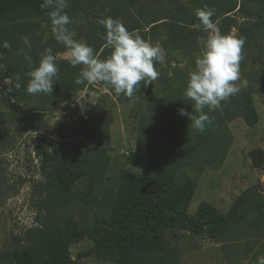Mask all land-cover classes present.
I'll use <instances>...</instances> for the list:
<instances>
[{
    "label": "rangeland",
    "instance_id": "rangeland-1",
    "mask_svg": "<svg viewBox=\"0 0 264 264\" xmlns=\"http://www.w3.org/2000/svg\"><path fill=\"white\" fill-rule=\"evenodd\" d=\"M74 3L76 11L69 28L75 33V39L82 42L78 33L85 17L111 16L131 27L139 23L145 25L160 18L163 11H173L180 6L191 11L196 20V9L215 8L213 19L220 29L219 11L233 5L234 0H198L196 6H192L190 0H74ZM198 23L192 26L199 35L195 53H166L165 62L155 64L159 72L157 80L147 87L142 84L131 100L123 94L115 95L108 85L98 82L87 85L67 103L44 115L35 126L14 124L9 126L7 134L0 131V264H14L10 258L14 237H25L29 233L34 239L45 225L56 223L63 216H73L82 229L92 228L97 218L109 215L121 172L145 175L146 153L137 146L140 124L150 123L167 131L174 129L175 133L188 119L178 115V109L192 110V103L184 99L183 92L188 75L195 67V55L206 37V33L196 27ZM46 35L53 37L51 32ZM230 35L237 38L238 31L233 28ZM66 52L67 49L59 55L60 59L68 61ZM241 57L240 78L234 82L240 91L223 101L214 112H208L213 119L210 127L227 129L233 141L229 144L225 140V132L221 144L211 154L215 162H210L202 173L188 210L190 215L195 214L203 202L226 215L243 192L264 183V171L254 169L249 158L251 151L264 148V39L245 43ZM4 73L5 68L0 66V75ZM8 85V81L0 80V92L4 93ZM248 97L253 99L258 115V124L253 128L244 120ZM8 105L7 98L0 97V111L8 112ZM187 134L183 136L185 142L189 140ZM49 142L59 150L90 153L92 160L106 158L108 166L102 184L98 182L89 189L82 181L70 197L44 192L41 161L35 157L34 147ZM224 155L226 160L221 161ZM170 156L169 160L174 162L175 156ZM64 199L67 202L62 208ZM165 238L166 249L151 264H257V258L264 256V232H239L224 240H208L178 228L169 230ZM91 248L87 240L71 248L78 264H114L93 257L78 260L81 253Z\"/></svg>",
    "mask_w": 264,
    "mask_h": 264
},
{
    "label": "trees",
    "instance_id": "trees-1",
    "mask_svg": "<svg viewBox=\"0 0 264 264\" xmlns=\"http://www.w3.org/2000/svg\"><path fill=\"white\" fill-rule=\"evenodd\" d=\"M41 3L42 0H0V66L5 68L0 80L9 82L5 92H0V97H6L9 102L8 112L0 111V131L4 134L10 125L35 126L44 115L67 103L87 86L75 83L80 68H73L68 61L60 59L65 47L53 37H47L51 24L47 10L40 8ZM197 3L198 0H190L192 6ZM75 11L74 0H69L66 12L72 20ZM219 12L222 34L228 35L235 28L237 38H243L245 43L264 39V0H234L233 5ZM99 19L83 18L78 35L82 42L95 49L100 58H104L110 54V49L104 48L98 35L103 32L97 23ZM197 22L191 11L180 6L173 11H163L160 18L145 25L139 23L127 29L137 32L146 41L160 44L169 55L172 51L191 55L197 47L199 35L192 28ZM25 36L29 38L30 48L23 42ZM5 42L10 47L5 48ZM49 47L57 56L59 67L53 93L29 95L25 91L28 84L26 73L38 67L41 53ZM17 82L21 84L19 89L15 88ZM244 120L251 128L258 124L251 97L246 102ZM174 131L156 128L150 123L140 124L137 146L146 153V173L136 176L129 171L121 172L117 196L109 215L97 218L89 229H82L73 216H63L56 223L45 225L34 239L29 233L25 237H14L10 254L12 262L78 264L71 248L87 240L92 248L81 253L78 260L93 257L114 264H151L166 249L165 235L169 230L183 229L208 240H224L239 232L263 233L264 183L243 192L226 215L206 202L200 204L195 214L188 213L203 171L210 162H215L211 154L221 144L225 132L229 144L233 137L225 128L209 126L204 132H197L189 119L181 130ZM185 134L189 139L186 142L183 141ZM34 154L41 161L44 180L41 189L56 197H70L82 181L89 189L98 182L102 184L108 166L102 156L92 160L90 153L59 150L51 142L34 147ZM170 155L175 156L174 162L169 160ZM249 158L254 169L264 171V148L251 151ZM225 160L224 155L221 161ZM66 202V199L62 201V208Z\"/></svg>",
    "mask_w": 264,
    "mask_h": 264
},
{
    "label": "clouds",
    "instance_id": "clouds-1",
    "mask_svg": "<svg viewBox=\"0 0 264 264\" xmlns=\"http://www.w3.org/2000/svg\"><path fill=\"white\" fill-rule=\"evenodd\" d=\"M68 5L69 0H42L40 8L47 10L53 38L67 49L69 65L80 68L75 79L77 85L103 82L114 90L115 95L123 94L131 100L142 84L147 87L157 80L159 72L155 64L166 59L162 46L129 31L121 20L106 16L97 21L103 28L98 35L104 42V48L110 49V54L100 58L92 46L75 39V33L69 28L73 21L66 12ZM215 15L216 9L212 7L195 10L199 21L196 27L206 33V37L195 55V67L188 75L183 92L184 99L192 103V110L178 109V115L187 117L191 127L201 133L213 123L208 112H214L223 101L240 91L234 82L240 78L241 51L245 40L222 34L213 20ZM22 39L30 48L29 38L25 36ZM3 46L10 47L7 42ZM58 73L57 56L51 47L46 48L40 55L38 67L26 73L28 84L25 91L33 96L52 95ZM20 87L17 82L15 88ZM80 106L84 111L83 104ZM257 264H264V256L257 258Z\"/></svg>",
    "mask_w": 264,
    "mask_h": 264
}]
</instances>
